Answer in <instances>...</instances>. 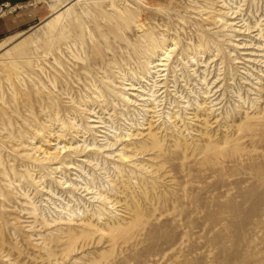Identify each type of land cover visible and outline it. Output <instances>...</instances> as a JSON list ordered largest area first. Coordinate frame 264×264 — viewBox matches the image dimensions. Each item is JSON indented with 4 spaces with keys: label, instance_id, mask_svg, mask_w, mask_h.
<instances>
[{
    "label": "rangeland",
    "instance_id": "rangeland-1",
    "mask_svg": "<svg viewBox=\"0 0 264 264\" xmlns=\"http://www.w3.org/2000/svg\"><path fill=\"white\" fill-rule=\"evenodd\" d=\"M0 22V264H264V0Z\"/></svg>",
    "mask_w": 264,
    "mask_h": 264
},
{
    "label": "water",
    "instance_id": "water-1",
    "mask_svg": "<svg viewBox=\"0 0 264 264\" xmlns=\"http://www.w3.org/2000/svg\"><path fill=\"white\" fill-rule=\"evenodd\" d=\"M27 1L28 0H7L8 4H10V5L24 3V2H27Z\"/></svg>",
    "mask_w": 264,
    "mask_h": 264
},
{
    "label": "crops",
    "instance_id": "crops-1",
    "mask_svg": "<svg viewBox=\"0 0 264 264\" xmlns=\"http://www.w3.org/2000/svg\"><path fill=\"white\" fill-rule=\"evenodd\" d=\"M6 27V28H5ZM7 24H6V26H5V23H3V22H0V33H2L3 31H5L6 29H7Z\"/></svg>",
    "mask_w": 264,
    "mask_h": 264
},
{
    "label": "bare ground",
    "instance_id": "bare-ground-1",
    "mask_svg": "<svg viewBox=\"0 0 264 264\" xmlns=\"http://www.w3.org/2000/svg\"><path fill=\"white\" fill-rule=\"evenodd\" d=\"M27 2H28V1H27ZM65 10H66V11H69L70 9H69V8H66ZM81 35H83V34L81 33Z\"/></svg>",
    "mask_w": 264,
    "mask_h": 264
}]
</instances>
